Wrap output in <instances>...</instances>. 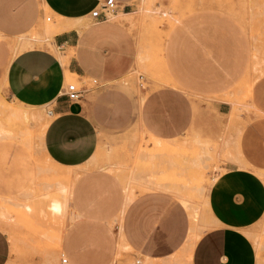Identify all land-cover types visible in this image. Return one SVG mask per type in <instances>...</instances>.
I'll return each mask as SVG.
<instances>
[{"label": "rangeland", "instance_id": "rangeland-1", "mask_svg": "<svg viewBox=\"0 0 264 264\" xmlns=\"http://www.w3.org/2000/svg\"><path fill=\"white\" fill-rule=\"evenodd\" d=\"M165 1L162 4L161 0H137L135 11L138 20L127 26L142 27L145 33L137 38L135 66L129 68L118 84L127 92L134 93L137 104L147 93L150 80L160 78L161 83L170 84L164 77L161 61L162 42L167 37V30L182 25L184 16L191 12H213L217 18L207 20L217 22L221 32L229 30L232 74L230 83L224 84L219 93L205 94L207 100L203 101L225 100L230 104V111L220 115L209 107L210 114L203 122H197L177 136L162 138L167 142L158 145L151 141L150 133L136 119L121 130L100 133L94 160L97 166L92 161L68 168L65 172L68 179H65V173L59 177L45 171L49 164L43 160L37 146L41 138L38 131L40 123L32 121L25 124L10 117L7 106L21 105L0 92V127L10 131L12 136L5 138L0 134V220L3 221L0 228L9 243L7 264H65L60 262L62 256L67 257L68 262L63 238L69 225L79 218L72 215L71 203L63 189L76 172H101L120 179L115 201L104 194L96 195L90 188L84 191L85 202L96 198L100 204L92 211L89 228L80 234L77 242L79 247L91 253L94 264H189L187 252L180 253L188 233V219L181 200L193 225L187 245L191 250L201 233L194 232L195 227H202L201 219L206 220V212L211 214L209 201L212 193L219 190L221 196L231 192V184L237 186L228 169L235 162L244 167L236 150L237 138L234 140V134L238 135L245 123L239 115L254 117L264 114V0ZM35 2L37 17L41 18L43 25L48 24L43 28L44 33L31 36L42 41L38 44L41 45L53 33L51 22L45 20L51 14L43 9L39 0ZM20 6L21 3L13 0H0V16L7 22H13L21 10ZM146 10L157 13L147 14ZM0 37L7 41L11 38L1 31ZM16 52L13 50L10 55ZM69 55L66 54L65 61ZM86 79L90 82L80 81L73 74L65 76L64 83L92 86V80ZM188 95L191 99L201 98L196 92ZM48 109L50 106L42 110L46 118ZM172 157L175 162L182 161L184 166L171 168L168 162ZM194 158L196 165L192 164ZM31 161L44 168V172L33 175L32 180L29 178L33 171ZM100 163L109 164L111 170L100 169ZM125 195L127 200L123 205ZM109 203L116 205L110 216L106 210ZM132 228L137 233L134 240ZM248 232L253 245L260 244L264 259V221ZM118 233L119 245L115 253ZM87 235H94L96 241L89 242ZM108 241L115 246L108 258L102 261L98 258L100 246Z\"/></svg>", "mask_w": 264, "mask_h": 264}, {"label": "crops", "instance_id": "crops-1", "mask_svg": "<svg viewBox=\"0 0 264 264\" xmlns=\"http://www.w3.org/2000/svg\"><path fill=\"white\" fill-rule=\"evenodd\" d=\"M13 1L21 3V10L13 22L0 16V31L12 37L10 40L31 39L34 33H44L45 24L37 17L35 0ZM39 1L51 14L48 21L53 33L41 45H38L41 41L30 40L31 46L20 49L13 57H10L8 41L0 37V92L24 107L50 106L51 113L46 111L49 121L37 145L43 160L47 157L52 163L68 168L92 162L99 134L121 130L135 119L151 137L165 141L162 138L177 136L197 122H203L210 114L209 107L220 115L230 111V104L225 100L203 101L207 100L205 94L219 93L224 84L230 83L232 74L229 30L221 32L217 22L208 21L217 18L213 12H191L184 16L182 25L167 30L161 61L164 77L174 86L161 83L160 78L150 80L147 93L137 104L134 93L118 84L129 68L135 66L137 38L145 33L142 27L127 26L137 0H114L117 18L105 20L89 15L102 0ZM165 2L161 0L162 4ZM202 19L208 20L199 21ZM54 48L64 57L70 53L67 61H62ZM73 74L80 81L91 79L93 85L84 86L79 100L68 102L61 91L65 76ZM154 84L156 87H152ZM189 92H196L201 98L191 99ZM239 117L245 122L237 135V151L244 167L235 162L228 169L237 183V186L231 184V192L221 196L219 190L212 193L211 214L206 212V220L201 219L202 227H195L194 232L201 233L191 250L187 245L193 225L188 209L180 202L188 219L187 239L180 253L187 252L189 264H258L256 249L246 231H253L256 224L264 221V181L255 172L264 171V114L254 117L240 114ZM234 136L235 140L236 133ZM31 163L30 180L33 175L44 172L37 162ZM119 183L116 175L93 171H84L76 178L70 203L72 215L79 220L71 223L64 234L63 247L68 256L65 264H94L91 253L77 242L80 234L89 228L92 211L100 204L96 198L85 202L84 191L90 188L96 195L104 194L115 201ZM126 200L125 195L123 205ZM106 210L110 216L116 210L115 203L107 204ZM93 236L86 238L92 243L96 241ZM131 237L137 239L134 228ZM118 245L119 233L115 253ZM114 246L105 242L100 246L98 258L105 261ZM8 253V239L0 228V264H7Z\"/></svg>", "mask_w": 264, "mask_h": 264}, {"label": "bare ground", "instance_id": "bare-ground-1", "mask_svg": "<svg viewBox=\"0 0 264 264\" xmlns=\"http://www.w3.org/2000/svg\"><path fill=\"white\" fill-rule=\"evenodd\" d=\"M115 11H113V12H108L107 13V18L106 19H108V18H117V17H114L115 16V14L116 13H114ZM146 12H147V14H153V13H157L156 11H154V10H146ZM163 13V12H162ZM122 14V13H121ZM165 13H163V15H164ZM130 18H131V20H130V22L129 23H133V22H135V20H138V16H137V11H134L132 14H130ZM134 24V23H133ZM46 26L48 25V24H45ZM49 25H51V23L49 24ZM46 29V28H45ZM51 30V29H50ZM49 32V30L47 31V33ZM34 35H35V33H34ZM29 36V35H28ZM37 36V35H36ZM35 36V37H36ZM38 37V36H37ZM12 38V37H11ZM35 41V40H37V39H34L33 37H31V39H29V38H17V39H15V40H9L8 41V43H9V45H10V50L11 51H13V50H16V51H19L20 49H22V48H26V47H29V46H31V42H29V41ZM39 41V40H38ZM45 41V40H44ZM41 43H42V41H41ZM58 48V47H57ZM58 49H56V48H54V51H56V52H58V56L60 57V59L62 60V61H65V59H66V57H64L63 55H62V53L61 52H59V51H57ZM13 53V52H12ZM10 57H13L12 55H10ZM11 59V58H10ZM141 59V58H140ZM64 65H65V63H64ZM262 73V72H261ZM7 109H8V113H9V115H10V117H13V119H16V120H18V121H21L22 123H25V124H29V123H31L32 121H36L37 123L39 122L40 123V126H39V138L41 137V134H42V132H43V130H44V128L46 127V125H47V123H48V121H49V119L48 118H46L45 116H43L44 114H43V111H44V108L43 107H40V108H29V107H27V108H25V107H22V106H18V105H8L7 106ZM43 110V111H42ZM9 117V116H8ZM241 131V130H240ZM0 134L1 135H5L6 136V138H12V136H10V131H8V130H5L4 128H2V127H0ZM238 134V133H237ZM236 138H237V135H236ZM149 139V138H148ZM151 141L152 142H154V144H161V143H163V141L161 140V139H159V138H156V137H151ZM39 141V140H38ZM236 141H237V139H236ZM166 142V141H165ZM154 144L152 145V146H154ZM236 150H237V148H236ZM106 152V151H105ZM166 152V151H165ZM237 154H238V157H239V159H240V161L241 162H243V160H242V158H241V156L239 155V153H238V151H237ZM109 158H105L104 160H108ZM110 160V159H109ZM108 160V161H109ZM166 160H167V158H166ZM195 160V158L192 160L193 161V163L192 164H194V165H196V163H197V161H194ZM45 161L50 165L49 166V168L51 169L50 170V172L52 173V175L54 174V175H58L59 177H60V175L62 174V175H64V173L66 172V171H68V167H64V166H61V165H57V164H54V163H52L47 157H45ZM94 161V160H93ZM101 161V160H100ZM99 161V162H100ZM108 161H106L107 163H108ZM199 161V160H198ZM95 163H93V164H96V161H94ZM105 162V163H106ZM110 162V161H109ZM238 162V161H237ZM92 163V162H91ZM92 164V165H93ZM104 164V163H103ZM242 164V163H241ZM244 164V163H243ZM91 165V164H90ZM99 165V164H98ZM100 165H101V163H100ZM109 164H106V165H101V168H106V169H109V170H111L110 168H108L109 166H108ZM112 165H113V163H112ZM168 165H170V167L171 168H173V169H177V167H179V165L180 166H184V163H182V161H179V160H177V162H175L174 161V159H173V157H172V159H170L169 158V162H168ZM89 166V165H88ZM96 166H97V164H96ZM95 166V167H96ZM91 167V166H90ZM110 167H111V164H110ZM116 167V166H115ZM88 168V167H87ZM113 168V167H112ZM43 169V168H42ZM74 172V171H73ZM255 172L261 177V179L264 181V171H258V170H255ZM70 173V172H69ZM60 174V175H59ZM75 174V175H74ZM73 175V179L69 182V183H66L65 184V188L63 189L64 190V193L66 194V199L68 200V201H70V195H71V189H72V186H73V184H74V182H75V180H76V178L80 175L79 173H74ZM65 175H66V173H65ZM62 177H65V176H61V178ZM71 178H72V176H71ZM65 179H68V176L66 175V177H65ZM63 192V191H62ZM182 202H183V200H181ZM206 207V206H205ZM29 213V212H28ZM189 215V214H188ZM191 215V214H190ZM1 222H3L2 220H0V226H1ZM252 233V232H251ZM56 234V233H55ZM246 234L248 235V232L246 231ZM249 234H250V232H249ZM57 235V234H56ZM197 236V235H196ZM56 237H58V235L56 236ZM254 237V236H253ZM61 238H62V235H61ZM60 238V239H61ZM197 238V237H196ZM256 238V237H255ZM57 240V239H56ZM194 240V239H193ZM256 240V239H255ZM59 241V240H58ZM61 241V240H60ZM196 241V240H195ZM254 241V240H253ZM255 242V241H254ZM255 245V249H256V255H257V261H258V264H261V261H262V259H263V257H262V252H261V246H260V244H256V243H254ZM59 245H60V243H59ZM58 245V246H59ZM263 248V247H262ZM263 251H264V249H263ZM60 252V251H59ZM66 263V262H65Z\"/></svg>", "mask_w": 264, "mask_h": 264}, {"label": "built area", "instance_id": "built-area-1", "mask_svg": "<svg viewBox=\"0 0 264 264\" xmlns=\"http://www.w3.org/2000/svg\"><path fill=\"white\" fill-rule=\"evenodd\" d=\"M116 8V4L114 0H102L98 4L97 7H93L90 10V17L97 19V20H105L107 18V13L108 12H113ZM45 20H49V16L45 17ZM83 85H77L76 83H65L64 87L62 88L61 93L65 96L66 101L68 102H74L79 100L81 97V94L84 91ZM48 114H50V110H47ZM60 262L65 263L66 262V257L62 256L60 258Z\"/></svg>", "mask_w": 264, "mask_h": 264}]
</instances>
